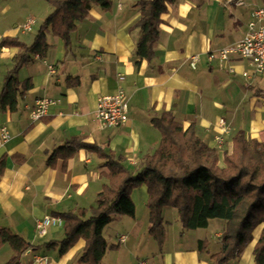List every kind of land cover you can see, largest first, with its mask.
<instances>
[{"label": "crops", "instance_id": "0c3cea01", "mask_svg": "<svg viewBox=\"0 0 264 264\" xmlns=\"http://www.w3.org/2000/svg\"><path fill=\"white\" fill-rule=\"evenodd\" d=\"M136 1L112 0L106 12L91 4L88 15L71 33L68 47L47 32L50 47L46 55L33 57L18 72L20 81L31 79L32 88L18 100L15 111H0V128L6 127L10 134L0 145V161L4 159L0 229L21 235L33 246L19 256L17 264H90L78 262L83 239L63 254L59 244L46 245L64 238L63 222L52 212L90 210L107 183L103 160L85 149L68 159L65 171L61 158L54 166L47 165L53 150L70 137L79 136L112 151L135 174L144 156L158 146L161 136L151 118L164 111L171 112L184 127L193 122L196 135L218 154L231 152L232 138L240 130L247 139L258 141L264 133L262 77L244 78L241 71L247 63L242 60L230 62L235 69L232 73L207 59V52L227 47L243 36L251 11L264 0H239L238 5L219 0L168 3L150 60L134 53L139 36L135 24L140 16L133 6ZM51 11L46 0H0V40L9 37L30 45ZM28 19L34 20L31 28L22 30L20 25ZM20 52L18 47L0 45V91L13 57ZM194 54L198 60L191 66ZM49 65L54 73L49 72ZM118 74L124 76L122 81ZM68 77L76 78L75 84H67ZM118 87L129 97V120L100 129L92 119L96 99ZM39 97L59 101L33 121L28 112ZM131 198L135 216H118L102 230L107 243L117 248L107 250L99 264H217L213 255L222 248V219H209L204 228L181 230L177 210L165 207V238L159 249L148 231L146 186L134 188ZM43 216L53 221L44 234H38L35 221ZM262 227L263 223L255 227L252 240L231 264H254L253 248ZM13 255L8 243L0 245V264H7Z\"/></svg>", "mask_w": 264, "mask_h": 264}, {"label": "trees", "instance_id": "16d2710c", "mask_svg": "<svg viewBox=\"0 0 264 264\" xmlns=\"http://www.w3.org/2000/svg\"><path fill=\"white\" fill-rule=\"evenodd\" d=\"M46 1L52 11L41 23L30 45L9 37L0 40L2 46L21 50L13 57V66L3 78L1 112L15 111L18 100L32 88L31 79L20 81L18 72L33 57L46 55L50 47L46 41L47 32L59 37L68 47L71 33L88 15L91 4L103 12L112 6V0ZM174 1L138 0L134 3L140 12L135 24L139 36L134 53L140 59L153 58L161 15L167 11V4ZM75 79L68 77L66 82L72 85ZM151 122L160 133V141L152 153L144 156L141 168L135 174L122 164L121 157H115L112 151L106 152L95 142H84L79 136L70 137L53 150L46 161L50 167L61 158L65 171L68 159L79 149H85L103 160L108 173L103 174L107 183L98 193L95 207L52 212L63 222L64 238L59 242L49 241L46 245L59 244L63 254L83 239L84 249L78 262L99 264L107 250L117 248L107 243L102 235L103 228L118 216H135L131 191L145 185L148 231L159 249L165 238L162 210L173 207L177 210L181 230L204 228L213 218L224 221L220 235L222 248L213 255L217 264L234 260L252 240L255 227L263 223L253 257L254 264H264V142L249 141L242 130L238 131L232 138V151L224 152L220 165L217 150L196 135L193 122L184 127L169 111L152 117ZM3 160L0 161V173ZM3 243H8L14 252L7 264H17L19 256L33 247L21 235L5 228L0 229V245Z\"/></svg>", "mask_w": 264, "mask_h": 264}, {"label": "built area", "instance_id": "2783aa9c", "mask_svg": "<svg viewBox=\"0 0 264 264\" xmlns=\"http://www.w3.org/2000/svg\"><path fill=\"white\" fill-rule=\"evenodd\" d=\"M225 4H240V1L219 0ZM33 19L26 20L20 25L22 30L31 28ZM38 57V56H35ZM209 62L216 60L220 67H226L229 72L234 73L235 69L230 63L233 60H242L247 63V68L241 71V75L246 79H252L253 76H261L264 83V4L254 8L246 23V30L243 36L233 44L207 52ZM198 56L196 54L190 56V65L194 66ZM48 70L54 73V67L49 65ZM124 76L118 74V80L122 81ZM59 99L49 97H39L35 99L34 104L30 107L28 116L31 120H37L43 116L50 105L58 102ZM129 97L122 87H118L114 93L103 94L97 97L94 108L92 110V119L96 122L100 129L114 128L124 125L129 120L128 108ZM225 131V128H222ZM10 134L6 127L0 128V145L8 141ZM221 141V137H216ZM53 219L50 216H43L35 221V229L38 234H44ZM38 260V259H36ZM40 260V259H39ZM46 260V257L43 258ZM221 264H231L225 261Z\"/></svg>", "mask_w": 264, "mask_h": 264}, {"label": "rangeland", "instance_id": "374dc122", "mask_svg": "<svg viewBox=\"0 0 264 264\" xmlns=\"http://www.w3.org/2000/svg\"><path fill=\"white\" fill-rule=\"evenodd\" d=\"M248 140L249 141H252L253 140V138H248ZM259 141L260 142H264V133L262 134V137H261V139H259ZM219 143V142H218ZM232 151V150H231ZM218 153V152H217ZM228 153V152H227ZM224 154V153H223ZM223 154H218V156H219V164L220 165H222L223 163H222V158H223ZM165 208V207H164ZM168 208H172V207H168ZM163 211V210H162ZM176 214H177V218H178V213L176 212ZM179 220V219H178Z\"/></svg>", "mask_w": 264, "mask_h": 264}]
</instances>
